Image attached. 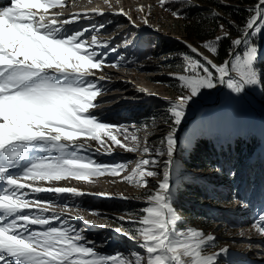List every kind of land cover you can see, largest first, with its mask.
<instances>
[{
    "label": "snow or ice",
    "instance_id": "1",
    "mask_svg": "<svg viewBox=\"0 0 264 264\" xmlns=\"http://www.w3.org/2000/svg\"><path fill=\"white\" fill-rule=\"evenodd\" d=\"M170 3L192 6L191 0H160L162 7ZM65 7L66 0H10V6L0 8V264H232L227 248L206 254L215 242L213 235L178 226L181 218L173 206L172 192L176 133L190 101L202 90L219 83L240 95L264 83L257 67L259 50L254 39H249L264 34V0L248 8L245 25L238 38L231 40L229 59L220 64L181 41L194 55L182 53L183 72L170 74L179 82L181 95L167 101L170 129L155 149V156L167 157L163 176L155 171L160 162L152 158L136 161L123 177L144 189L149 186L146 177L157 180V187L145 192L147 206L141 209L142 215L129 221L136 227L114 229L137 242L144 253L132 252L129 256L100 254L96 242L81 230L66 221L56 226L61 216L54 211L48 215L52 203L39 199L41 193L85 195L75 188L51 186L52 182H91L100 175L119 176L127 171L125 164L102 165L81 155L89 150L90 141L100 146L97 153L100 148L108 154L117 147L127 152L140 150L135 132L125 125L104 123L90 111L100 107L97 97L107 91L99 83L107 77L93 78L95 72L119 67V63H107L105 51L117 53V47L111 46L110 40L98 38L103 25L69 33L66 26L78 23L81 15L88 18V14L61 19L62 11H51ZM92 12L104 14L98 9ZM116 14L126 15L123 10ZM173 16L179 18L181 13L175 11ZM220 30L222 36L202 45L213 57L218 55L220 41L230 37L223 24ZM85 33H91L90 38ZM125 59L119 56V61ZM143 152L152 155L147 146ZM13 170L18 171L13 174ZM79 218L85 224L94 223ZM251 228L264 237V215Z\"/></svg>",
    "mask_w": 264,
    "mask_h": 264
},
{
    "label": "rangeland",
    "instance_id": "2",
    "mask_svg": "<svg viewBox=\"0 0 264 264\" xmlns=\"http://www.w3.org/2000/svg\"><path fill=\"white\" fill-rule=\"evenodd\" d=\"M216 1L225 4L242 0ZM191 3L193 7L201 6V2L197 0H191ZM254 4H245L247 6L243 8L248 12V8ZM170 5L174 4H166L164 9V14L168 15L166 18L158 14L160 0H107V3L105 0H66L65 9L51 10L62 11L61 19L70 18L73 14H88V18L81 15L78 23L66 26L69 33L74 29H93L103 25L98 38L103 41L110 40L111 46L118 49L117 53L105 50L107 63H119V67H104L95 72L93 78L107 77L106 80L99 81L107 91L97 97L101 102L100 107L90 111L104 123L127 126L139 139L140 150L135 152H127L117 147L111 154L105 153L103 148L97 153L96 149L100 146L95 141L89 142L88 151L81 152V155L89 156L102 165H127V171L119 176L104 174L94 177L91 182L73 179L52 182L51 186L75 188L85 195L73 197L71 193L39 194V199L50 201L53 205L47 214L52 215L54 211L61 216V221L56 222V226L66 221L68 225L81 230L89 240L96 242V250L102 255L122 253L129 256L132 252L144 255L137 242L132 241L129 244L127 237L114 229L136 227L129 221L142 215L141 209L147 206L145 192L155 189L157 180L146 177L149 186L144 189L127 183L123 177L131 172L136 161L154 158L160 162L155 171L162 178L163 161L167 157L155 156V149L161 146L160 141L170 129L167 101L175 100L181 95L179 82L170 75L183 72L181 54L187 52L181 50L180 46L190 53L181 41H187L212 59L213 56L202 45L223 35L220 30L221 23L217 22L218 28L212 36L215 28L207 24L204 26L205 32L204 28L200 32L204 38H196L186 28L184 14L179 18L173 16V12L179 11L180 6L170 9ZM93 9L104 14L95 15ZM121 10L126 15L116 14ZM204 11L206 12L201 15L202 18L212 16L213 12L217 13L216 8L210 6L204 7ZM228 32L232 36V32ZM90 35L91 33H85L86 37L90 38ZM235 38L238 37L233 39ZM249 39H254L259 50L257 67L264 81V34ZM148 42L152 45L150 49ZM119 56H124L125 61H119ZM215 88L202 90L190 101L177 129L172 192L173 206L181 218L178 226L181 230L192 228L205 235H213L215 242L207 248L206 254L218 253L221 248H227L232 254V264H264V237L251 228L252 223L260 215H264V83L246 89L255 96L254 99L245 91L236 95L223 86L219 91L217 104L194 113L199 105L213 103ZM141 89L153 95L150 97L140 91ZM198 137L206 142L210 138L218 140L220 144L237 141L240 146L238 152L246 153L247 157L241 159L234 154L221 169L211 168L208 163V167L194 168L189 162H184V159L185 153L191 150L193 141ZM210 145L218 147L216 142ZM145 146L151 149V156L143 152ZM213 174H216L215 178H212ZM193 184L198 185V194L187 195L185 188ZM100 193L109 195L102 196ZM121 196L127 199H121ZM65 206L67 211L64 210ZM187 207L191 208L188 213L187 210L184 211ZM79 216L94 223L85 224Z\"/></svg>",
    "mask_w": 264,
    "mask_h": 264
},
{
    "label": "trees",
    "instance_id": "3",
    "mask_svg": "<svg viewBox=\"0 0 264 264\" xmlns=\"http://www.w3.org/2000/svg\"><path fill=\"white\" fill-rule=\"evenodd\" d=\"M200 3V7H193V6H186L185 4H174L170 5L169 8L172 9L175 6H180L179 12L181 15H185L187 23H185L187 26L186 28L191 30L196 38L201 39L204 38V36L200 33L201 29L204 28L207 24L209 26H213V31L211 33V36L213 32H215L218 28V23H221L225 26L226 30L232 32V36H230L228 39H223L220 41L218 45V55L213 57L212 59L217 63L220 64L224 61L225 58H227L229 55V50L231 48V40L234 37L239 36L240 29L243 28L245 25L246 20L249 17V12L243 8V6H247L245 4H252L256 3L258 0H242V1H236L235 3H225L221 4L218 3L216 0H197ZM168 5V4H167ZM210 6L214 7L217 10V16L214 18L213 16L207 17L204 16L201 17L202 14H204V7ZM166 5L164 7L161 6V8L158 9V14L161 15V17L166 18L168 15L164 14V9H166ZM150 16V15H149ZM148 16V18H149ZM190 21V22H189ZM205 26V27H204ZM190 32V31H189ZM231 35V34H230ZM158 42V40H155ZM148 48H151V43L148 42ZM180 49L187 52V54L192 55L189 53V51L186 50V48L181 47ZM209 142L204 141L203 138L198 137L193 141L192 148L187 153H185V159L184 162H189V164L195 166L194 168L202 169L205 167H208L206 163L209 164V167L211 168H224L225 165L228 164V161H230L234 154L238 158H243L244 156L247 157L246 153H239L238 150L240 146L238 145L237 141H229L225 144H217V140L214 141L212 139H209ZM216 142L217 148H215L213 145H210V143ZM244 149V148H243ZM216 174L212 175V178H215ZM210 181V180H209ZM223 182V181H222ZM219 183V182H218ZM185 185V184H184ZM212 191V190H208ZM187 195H196L198 194V185L193 184L190 187H186L185 191ZM187 210V211H186ZM191 208L187 207L184 208V211L188 213ZM192 213V212H191Z\"/></svg>",
    "mask_w": 264,
    "mask_h": 264
},
{
    "label": "water",
    "instance_id": "4",
    "mask_svg": "<svg viewBox=\"0 0 264 264\" xmlns=\"http://www.w3.org/2000/svg\"><path fill=\"white\" fill-rule=\"evenodd\" d=\"M226 59H229V56H228ZM220 86H221V87H220V89H218V90H221L222 87H223L224 85H221V84H220ZM245 92L248 93L249 95H251V97L254 99L255 96H253L252 94H250V93L247 92L246 90H245ZM218 98H219V92L215 95V99H214L213 103H211V104H202V105H199V106L194 110V113H198V112H200V111L203 110V109L213 107L215 104H217V102H218Z\"/></svg>",
    "mask_w": 264,
    "mask_h": 264
},
{
    "label": "bare ground",
    "instance_id": "5",
    "mask_svg": "<svg viewBox=\"0 0 264 264\" xmlns=\"http://www.w3.org/2000/svg\"><path fill=\"white\" fill-rule=\"evenodd\" d=\"M81 1H84V0H81ZM78 6H81V5H78ZM82 7H83V4H82ZM78 8V7H77ZM65 11V10H64ZM60 12V11H59ZM66 12V11H65ZM80 13V12H79ZM64 15V14H63ZM66 17V16H65ZM220 87L221 86H218V87H216L215 89H214V94H217L220 90H218V89H220ZM255 101H258V99L257 98H255ZM262 127H264V123L262 124ZM261 127V128H262ZM252 130H254L253 128H252ZM131 241V240H130Z\"/></svg>",
    "mask_w": 264,
    "mask_h": 264
}]
</instances>
